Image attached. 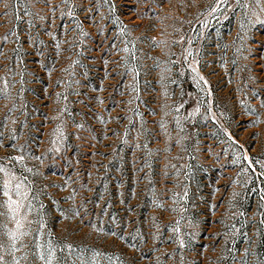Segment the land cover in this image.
<instances>
[{
  "label": "rangeland",
  "instance_id": "obj_1",
  "mask_svg": "<svg viewBox=\"0 0 264 264\" xmlns=\"http://www.w3.org/2000/svg\"><path fill=\"white\" fill-rule=\"evenodd\" d=\"M242 2L0 0V255L9 182L20 264L48 240L99 264H264V0Z\"/></svg>",
  "mask_w": 264,
  "mask_h": 264
},
{
  "label": "snow or ice",
  "instance_id": "obj_2",
  "mask_svg": "<svg viewBox=\"0 0 264 264\" xmlns=\"http://www.w3.org/2000/svg\"><path fill=\"white\" fill-rule=\"evenodd\" d=\"M63 2L67 4L68 0H63ZM97 2L99 3V0H97ZM107 2L108 0H104V3H107ZM227 2L228 0H217L216 5L211 9V12L212 13L217 12L220 8L226 5ZM235 3L240 9H247L249 7V4L243 3L242 0H235ZM252 3L255 4L256 6H261L262 0H252ZM261 11H264V7H261ZM67 15L73 16L74 14L73 12L69 11ZM204 26L206 27L207 25L205 24ZM123 32H124V28L121 29V34H123ZM82 34L86 35L85 33H82ZM123 51L129 52L130 50L128 47H125ZM189 55H192V53L189 52ZM193 71H195V69H193ZM200 79L203 80V77H201ZM177 111H179V109H177ZM177 123H179V121H177ZM161 126L163 127V125ZM78 127H82V125H78ZM14 159H16L18 162H22L24 157L20 156ZM244 159H248V157L245 156ZM28 171H32V170L28 169ZM0 172H4L5 174H8L7 169H5L4 167H0ZM262 175H264V173H262ZM4 187L6 189V191L4 192V195L9 197L8 207L12 212V219L15 221L16 228H15V231L10 230L8 232V236H9L11 243L7 246V249H6L7 254L12 256L13 259L11 262H9L8 260H6L5 255H0V264H20V259L27 260L28 258L27 253H25L20 258L15 257V253L21 250V245L18 244V242H22L23 238L27 237L30 234V229L27 227V225L30 224L31 222L28 221L27 215L21 211L22 209L26 207L23 204V200L28 199V194H27V191H22L21 183H16L14 187L15 195L18 197H21V199L15 200V199H12L11 196H9V192L7 191L9 187V182H6ZM262 199H264V197H262ZM27 211H31L30 204L27 205ZM76 215H79V213L77 212ZM39 227L42 228L43 224L41 223ZM37 231H39V228L37 229ZM4 247H5L4 244L0 243V248H4ZM35 247L39 251L33 253V259L38 258L40 261L43 262V264H69V259L73 254H75V259L72 261V264H99L98 258L103 255L101 252L94 251L91 257H86L82 255L80 252H77V250L73 248L72 245H66L65 247L70 250L69 254L63 255V249H61L60 250L61 255L58 257L57 248L54 246L51 240H48L43 244L36 243ZM105 258L111 264L112 257L108 256Z\"/></svg>",
  "mask_w": 264,
  "mask_h": 264
}]
</instances>
